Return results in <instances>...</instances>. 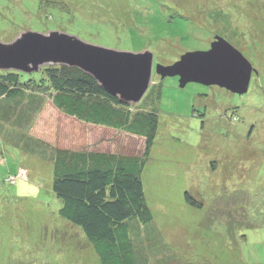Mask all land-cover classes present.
Wrapping results in <instances>:
<instances>
[{
	"label": "rangeland",
	"instance_id": "obj_1",
	"mask_svg": "<svg viewBox=\"0 0 264 264\" xmlns=\"http://www.w3.org/2000/svg\"><path fill=\"white\" fill-rule=\"evenodd\" d=\"M24 30L150 50L154 68L208 50L217 36L241 51L254 69L242 94L182 85L180 76L163 78L154 69L150 90L135 105L159 106L142 175L153 213L146 226L157 238L152 250L159 251V264H264V0H0V41ZM41 93L34 95L35 115L52 101L51 93ZM31 108L16 123L24 124ZM0 115V264H101L83 231L59 215L55 149L30 136V125L6 119L10 110ZM88 129L92 149L116 147L118 136ZM123 136L122 151L139 154L144 141ZM235 189L244 190L246 205ZM186 192L202 205L187 203Z\"/></svg>",
	"mask_w": 264,
	"mask_h": 264
},
{
	"label": "trees",
	"instance_id": "obj_2",
	"mask_svg": "<svg viewBox=\"0 0 264 264\" xmlns=\"http://www.w3.org/2000/svg\"><path fill=\"white\" fill-rule=\"evenodd\" d=\"M41 70L30 76L0 70V111L10 110L6 119L30 125V136L55 149L53 191L62 200L60 217L83 231L101 264H159V251L152 250L157 238L150 237L146 226L153 213L142 179L158 133L159 106L145 109L121 102L76 67L46 65ZM48 92L52 101L45 100L35 117L34 95ZM25 95L31 102L24 101ZM27 105L32 108L25 123H16ZM88 125L118 136L116 147L92 149ZM123 135L144 141L139 154L122 151ZM233 191L240 195L238 203H247L244 190ZM185 200L202 205L190 192Z\"/></svg>",
	"mask_w": 264,
	"mask_h": 264
},
{
	"label": "water",
	"instance_id": "obj_3",
	"mask_svg": "<svg viewBox=\"0 0 264 264\" xmlns=\"http://www.w3.org/2000/svg\"><path fill=\"white\" fill-rule=\"evenodd\" d=\"M46 65L76 67L121 102L139 104L153 83L154 69L163 78L180 76L182 85L200 82L237 93L248 91L253 65L234 45L216 37L205 51L188 52L171 65L154 68V53L117 50L92 44L60 30H24L14 39L0 41V70L39 72Z\"/></svg>",
	"mask_w": 264,
	"mask_h": 264
},
{
	"label": "bare ground",
	"instance_id": "obj_4",
	"mask_svg": "<svg viewBox=\"0 0 264 264\" xmlns=\"http://www.w3.org/2000/svg\"><path fill=\"white\" fill-rule=\"evenodd\" d=\"M42 71V70H41Z\"/></svg>",
	"mask_w": 264,
	"mask_h": 264
}]
</instances>
